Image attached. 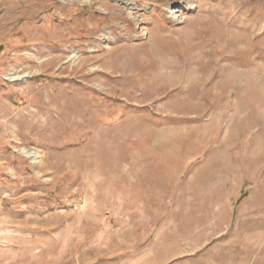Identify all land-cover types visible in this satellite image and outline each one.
Instances as JSON below:
<instances>
[{"label": "rangeland", "instance_id": "374dc122", "mask_svg": "<svg viewBox=\"0 0 264 264\" xmlns=\"http://www.w3.org/2000/svg\"><path fill=\"white\" fill-rule=\"evenodd\" d=\"M0 264H264V0H0Z\"/></svg>", "mask_w": 264, "mask_h": 264}, {"label": "bare ground", "instance_id": "6f19581e", "mask_svg": "<svg viewBox=\"0 0 264 264\" xmlns=\"http://www.w3.org/2000/svg\"><path fill=\"white\" fill-rule=\"evenodd\" d=\"M181 6H173V7H169L170 12L172 13L173 16H175V14L179 13L180 10H178V8H180ZM191 7L194 8V5L192 4ZM131 11H133L134 9L131 8ZM182 15H176L175 18L176 20H183V18L181 17Z\"/></svg>", "mask_w": 264, "mask_h": 264}]
</instances>
